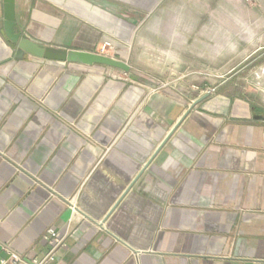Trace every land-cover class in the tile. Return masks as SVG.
Here are the masks:
<instances>
[{"label": "crops", "instance_id": "crops-1", "mask_svg": "<svg viewBox=\"0 0 264 264\" xmlns=\"http://www.w3.org/2000/svg\"><path fill=\"white\" fill-rule=\"evenodd\" d=\"M116 8L15 0L14 28L98 54L134 39ZM263 24L251 10L211 17L208 58L222 74L175 65L153 87L129 64L15 59L0 0V264L8 252L40 261L48 230L63 240L47 264H264V106L243 65L255 50L231 45L251 46ZM171 30L159 38L187 44Z\"/></svg>", "mask_w": 264, "mask_h": 264}, {"label": "rangeland", "instance_id": "rangeland-1", "mask_svg": "<svg viewBox=\"0 0 264 264\" xmlns=\"http://www.w3.org/2000/svg\"><path fill=\"white\" fill-rule=\"evenodd\" d=\"M105 2L113 7L116 5L115 10L120 19L133 23L134 39L126 43L123 42L124 40L114 43L105 41L110 43V47H105L104 51L100 47L98 54L129 64L135 82L143 81L153 87L157 86L158 74L162 73L158 70L174 69L175 65H187L197 71L208 69L214 74H222L224 65L213 71L208 58L211 52V26H213L211 17L218 21L228 15L229 11L232 14L237 12L238 15L239 11L251 10L252 14L263 15L264 19V5L261 0H233L232 8L226 0H105ZM174 24L176 32L188 39L184 46L171 47L163 38H159L158 33L164 35L173 32L171 28ZM253 26H249L252 32L255 31ZM261 34L262 38L253 41L251 46L244 45L236 36H233L231 45L238 47L241 52L255 50V54L248 57L243 65L249 79L255 85L253 91L261 96L264 106V24ZM105 42L103 41V44ZM123 51L129 52V55H123ZM190 51L192 56L188 55ZM195 54L196 58H194ZM242 75L244 77L246 73ZM198 90L200 91L201 88Z\"/></svg>", "mask_w": 264, "mask_h": 264}, {"label": "water", "instance_id": "water-1", "mask_svg": "<svg viewBox=\"0 0 264 264\" xmlns=\"http://www.w3.org/2000/svg\"><path fill=\"white\" fill-rule=\"evenodd\" d=\"M3 1V36L7 43L15 45L14 58L21 60L24 55H29L39 59L52 62L78 64V65H101L129 72L130 67L127 63L96 53L64 50L52 47H46L34 41H31L21 33L15 31V0ZM205 96L197 99L192 106L201 102ZM169 137H167L168 139ZM137 179V177H136ZM135 179V180H136Z\"/></svg>", "mask_w": 264, "mask_h": 264}, {"label": "built area", "instance_id": "built-area-1", "mask_svg": "<svg viewBox=\"0 0 264 264\" xmlns=\"http://www.w3.org/2000/svg\"><path fill=\"white\" fill-rule=\"evenodd\" d=\"M107 46L110 47V43L105 42L104 44H102L101 46L102 51H104V48ZM45 239L48 240L49 242L50 248L48 253L40 261L33 260L31 264H47L48 262L52 261L56 255V251L59 245L62 243L63 240L62 238H59L57 236V233L52 230L47 231ZM8 254H9L10 264H19L23 262V258H21L18 254L13 252H8ZM1 264H5V262H2Z\"/></svg>", "mask_w": 264, "mask_h": 264}]
</instances>
